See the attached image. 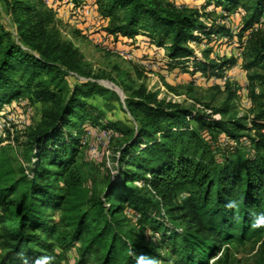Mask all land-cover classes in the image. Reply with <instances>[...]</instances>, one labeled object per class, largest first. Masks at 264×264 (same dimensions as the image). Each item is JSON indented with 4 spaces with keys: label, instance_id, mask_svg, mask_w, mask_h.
Segmentation results:
<instances>
[{
    "label": "trees",
    "instance_id": "1",
    "mask_svg": "<svg viewBox=\"0 0 264 264\" xmlns=\"http://www.w3.org/2000/svg\"><path fill=\"white\" fill-rule=\"evenodd\" d=\"M0 1L14 28L0 26V117L24 95L52 106L31 134L29 177L13 178L0 154V264H53L72 248L73 264H209L229 244L264 235L256 226L264 214V94L250 117L223 119L227 106L207 113L129 84L123 110L133 125L111 126L89 101L110 93L61 36L53 11L37 0ZM94 1L109 18L107 34L166 46L154 60L161 68L220 75L235 57L210 60L211 49L198 57L188 43L235 38L250 78L264 83V0L202 1L225 19L240 11L236 32L171 0ZM89 124L119 131L122 143L115 181L83 209L76 158Z\"/></svg>",
    "mask_w": 264,
    "mask_h": 264
},
{
    "label": "rangeland",
    "instance_id": "2",
    "mask_svg": "<svg viewBox=\"0 0 264 264\" xmlns=\"http://www.w3.org/2000/svg\"><path fill=\"white\" fill-rule=\"evenodd\" d=\"M90 1V0H86ZM176 5L202 8L199 13L204 16L200 21L204 24L231 26L236 32L241 23V12H230L227 18H222V10L208 7L203 9V0H171ZM46 9L45 0H37ZM58 11H53L54 22L61 36L72 42L79 50L83 60L90 66L92 73L98 76L99 83L108 90L110 99L96 95L89 99L96 104L103 117L102 122H116L132 126L130 116L124 112V98L127 95L126 86L144 82L147 88L158 93V98L165 101L178 102L183 106L210 112L209 108L219 109L229 107L230 117H250L263 101L264 83L252 80V70L244 68L243 49H238L235 38L231 42L225 38L212 42H190L196 56L201 57L204 50L211 49L210 60H222L235 57L232 66L234 72L228 81L220 83L214 77L194 71L168 70L158 66L157 62L164 57L166 46L157 47L146 42L144 37L137 36L129 40L120 36L107 34L105 27L109 18L103 17L98 9L94 17H80L71 12L69 0L57 3ZM0 26L14 32L10 16L6 13L0 1ZM162 48V49H161ZM143 78L137 79V71ZM260 73V72H258ZM70 86L73 78L68 77ZM204 106H207L205 108ZM52 106L50 103L32 102L24 95L7 109L6 116L0 117V154L7 158L13 178L29 177L28 167L31 155V134L49 121ZM220 118L219 115H214ZM105 132V133H104ZM122 143V135L115 129L104 131L100 127L86 125L81 137V146L76 158V165L83 178V209H87L95 201L109 183L115 181V158ZM51 179L49 178V181ZM61 211L54 213V218ZM129 227L132 223H128ZM149 242H154L155 236L146 235ZM3 250L0 249V254ZM53 264H73L75 248L66 253L65 258H54ZM93 264V262L91 263ZM209 264H264V235L259 240L246 241L243 244L232 243L227 246L225 254L219 259L209 260Z\"/></svg>",
    "mask_w": 264,
    "mask_h": 264
},
{
    "label": "built area",
    "instance_id": "3",
    "mask_svg": "<svg viewBox=\"0 0 264 264\" xmlns=\"http://www.w3.org/2000/svg\"><path fill=\"white\" fill-rule=\"evenodd\" d=\"M60 0H45L46 6L52 11H58L57 3ZM69 4L71 6V12L75 15L82 16L84 18L94 17V13L97 10V5L94 0L86 1V0H78L73 2L69 0ZM190 47L191 44L188 43ZM162 49V48H161ZM234 72L233 68L226 67L221 72L220 75L213 76L215 79L217 78L220 83H224L228 81L231 77H233L232 73ZM105 133V132H104Z\"/></svg>",
    "mask_w": 264,
    "mask_h": 264
},
{
    "label": "clouds",
    "instance_id": "4",
    "mask_svg": "<svg viewBox=\"0 0 264 264\" xmlns=\"http://www.w3.org/2000/svg\"><path fill=\"white\" fill-rule=\"evenodd\" d=\"M264 225V214H262L260 217L256 220V226Z\"/></svg>",
    "mask_w": 264,
    "mask_h": 264
}]
</instances>
